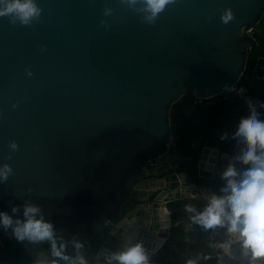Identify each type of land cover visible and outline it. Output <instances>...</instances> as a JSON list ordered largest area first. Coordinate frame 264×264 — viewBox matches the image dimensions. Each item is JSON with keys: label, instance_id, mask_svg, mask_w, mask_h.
<instances>
[{"label": "water", "instance_id": "water-1", "mask_svg": "<svg viewBox=\"0 0 264 264\" xmlns=\"http://www.w3.org/2000/svg\"><path fill=\"white\" fill-rule=\"evenodd\" d=\"M37 2L43 13L30 26L0 17V166L14 169L0 183V211L12 214L18 205L22 216L24 203H38L58 233L86 245L84 255L101 247L99 264L125 243L143 241L151 256L174 225L168 203L207 199L176 193L210 185L179 171L195 158L172 152L190 123L221 140L224 131L198 99L242 81L264 95V44L254 35L264 0H177L155 25L120 0ZM109 7L114 12L105 17ZM227 8L235 19L225 25ZM251 52L258 56L249 66ZM12 141L19 151L12 152ZM221 141L234 151L201 146L194 168L200 177L220 178L223 153L235 155L231 136ZM149 230L157 238H146ZM0 235L13 239L11 230L0 228ZM68 250L75 255L71 244ZM0 264L12 263L0 257Z\"/></svg>", "mask_w": 264, "mask_h": 264}, {"label": "clouds", "instance_id": "clouds-1", "mask_svg": "<svg viewBox=\"0 0 264 264\" xmlns=\"http://www.w3.org/2000/svg\"><path fill=\"white\" fill-rule=\"evenodd\" d=\"M177 0H120L127 9L140 16L141 21L155 25L162 13ZM114 10L105 8L104 16H111ZM43 8L37 0H0V17H10V23L30 26L39 20ZM235 19L231 8L223 9L221 20L227 25ZM106 29V20L100 21ZM31 76L33 73L28 72ZM224 90L244 96L245 89L235 85H224ZM247 114L239 118L231 133L225 131L221 140L231 136L235 145V155L221 174L224 181L218 192L208 194L202 210L186 205L185 211L191 213L190 220L204 231L222 229L227 239L221 244L218 264H225L227 257L233 264H264V101L254 102L245 97ZM258 105V107H257ZM12 152L19 151V144L12 141ZM8 159H12L10 154ZM14 174L8 163L0 166V183H7ZM28 189V192H32ZM11 204V201L9 202ZM11 213L0 211V228L11 230L13 238L19 242L33 245H47L50 259L41 252L34 264H90L83 254L86 245L64 233H58L54 222L45 218L42 207L35 202L13 206ZM69 244L75 253L69 252ZM97 253V256H100ZM106 264H152L149 251L144 243H125L120 250L105 252ZM204 256V260L210 259ZM186 264H199L189 259Z\"/></svg>", "mask_w": 264, "mask_h": 264}, {"label": "trees", "instance_id": "trees-1", "mask_svg": "<svg viewBox=\"0 0 264 264\" xmlns=\"http://www.w3.org/2000/svg\"><path fill=\"white\" fill-rule=\"evenodd\" d=\"M256 27H260L264 29V24L260 22ZM255 36L256 38L264 44V34L258 36L257 30H255ZM257 57V54L250 53L249 59H248V64H252ZM246 77V74H245ZM236 89H240L243 87L244 89L247 88V86L244 84L242 81L241 83L237 84ZM239 96L238 95H232L230 97H227L226 99H222L220 101H217L216 103L205 105L201 104L200 106L203 108V110L206 113L207 118L213 122L216 126H218L222 131H227L223 127L222 121L225 119L227 114L230 112L227 111L228 107L235 106L237 103H239L238 100ZM244 114H247V107H243ZM229 132V131H228ZM231 133V132H229ZM217 146L222 149L223 152H233L234 148L226 143L221 141L216 135L211 133L209 130L205 129L203 126L197 124V123H190L188 124L180 134L178 135L174 147L172 149L173 152L179 154V155H188V154H195L196 160L198 158L197 155V149L200 146ZM181 169H188L187 164H183ZM189 177L191 181L195 184L198 185H203V186H208L210 185V189L214 192H218L220 187L223 186L224 181L220 178H216L213 181H210L208 179L200 177L197 173L196 170L189 173ZM206 203V200H198L197 204H202ZM124 208L125 211L129 207L125 206ZM186 205H193L196 206V204H191L186 200H178V201H173L168 203L167 207L170 209L172 212V219L174 222L177 221L178 218L189 216L187 219L190 220V213H187L185 211V206ZM197 227H200L197 225ZM181 225H179L177 228L174 227L172 228V234L169 238L168 243H166L161 250L158 251L157 255L155 256V264H176L177 259H176V254H171L168 251V247L172 244H176V237H179L180 231H181ZM197 238H199V235H197ZM196 238V240H197ZM47 247V245H45ZM179 246L184 250L185 244L183 242H179ZM48 248V247H47ZM206 250H200L198 252L199 254L204 256H210L213 259V264H218L217 258L215 255L212 254V250L209 248L207 244H205L204 249ZM212 255V256H211ZM0 257H3L4 259L8 260L12 264H34L35 260L30 257L27 254V251L23 247V245L19 242H17L15 239L9 240L7 238H1L0 239ZM209 261V260H207Z\"/></svg>", "mask_w": 264, "mask_h": 264}, {"label": "rangeland", "instance_id": "rangeland-1", "mask_svg": "<svg viewBox=\"0 0 264 264\" xmlns=\"http://www.w3.org/2000/svg\"><path fill=\"white\" fill-rule=\"evenodd\" d=\"M232 95H237L236 93L232 92H226L224 93L221 97H230ZM240 98V97H239ZM214 99L216 98H212V101H214ZM241 99V98H240ZM244 115L243 112L240 113H235V114H231L228 119H225L222 121L223 127H226L225 130L232 132V130H234L236 124L239 121V118ZM231 161V159H227L224 161H220L219 165L223 166L222 168H225L227 166V164ZM224 170V169H221ZM213 192L210 188H205L202 192V195L207 197L209 193ZM186 201H188L191 204H196L195 207L198 208V210H202L205 203L202 204H197L199 197H193L190 199H185ZM203 201V200H201ZM188 215V214H187ZM185 216L183 219L184 221H182L180 224L175 223L172 226V228L174 227H178L179 225H181V231H180V235L179 237H176V244H174L172 242V244L168 247V251L172 254H176V259H177V263L176 264H186V262L189 259H194V260H198L199 264H213V259L212 257L210 259L207 260H203V255L199 254L198 252H200V250H206L205 244H207L209 246V248L212 250V254L216 256L217 258V262H218V257L220 256L221 253V243L224 242L225 239H227V237L224 235V230L222 229H217L218 233L220 234L219 236H217V239L213 240V239H208L206 237V231H204L201 227H197V225L193 224L191 221H189V219H187L189 216ZM191 215V213H190ZM211 232L213 230H210ZM197 235H199V238H197ZM197 238V240H196ZM217 240H220V242L215 243ZM169 241V239H168ZM168 241L166 243H168ZM183 242L185 244V248L184 250H182V248L179 246V242ZM165 243V244H166ZM164 244V245H165ZM163 247V246H162ZM162 249V248H161ZM158 252L152 254L151 257V261L152 264H155V256L157 255ZM202 256V259L198 257ZM212 256V255H211ZM227 258V257H226ZM228 261V264H233L232 261Z\"/></svg>", "mask_w": 264, "mask_h": 264}, {"label": "flooded vegetation", "instance_id": "flooded-vegetation-1", "mask_svg": "<svg viewBox=\"0 0 264 264\" xmlns=\"http://www.w3.org/2000/svg\"><path fill=\"white\" fill-rule=\"evenodd\" d=\"M263 24H264V18L262 19V21H261ZM255 30H257V32H258V36L260 35H263L264 34V29H262V28H260V27H256L255 28ZM254 34H255V31H254ZM258 56V55H257ZM251 65V64H250ZM249 65V66H250ZM248 78V72L246 73V79ZM246 91H245V94H244V96H242V97H240L239 95V97L241 98H238V100H239V103H237L235 106H232V107H228L227 108V111L228 112H230L229 114H227V116L225 117V119H228V117L231 115V114H235V113H240V112H243L244 113V111H243V107H246V104H245V97H250V98H252V100L254 101V102H256V101H260V100H263L264 99V95L262 94V93H260V91L259 90H253V89H251V88H249V87H247L246 89H245ZM247 109V108H246ZM245 115V114H244ZM224 119V120H225ZM201 147V146H200ZM199 147V148H200ZM199 148L197 149V153H198V150H199ZM173 152V151H172ZM173 153H175V152H173ZM179 155V154H178ZM181 156V155H180ZM183 156H191V157H193V158H195V160L194 161H190V162H188V163H185V164H187L188 165V169H181V167L179 168V171H187L188 173H190V171L191 172H193V171H195L196 169H194L195 168V166H196V156H195V154H188V155H183ZM196 173H197V171H196ZM190 176V175H189ZM190 178V177H189ZM191 180V179H190ZM124 204H126L125 206L126 207H128L129 206V204L128 203H124ZM131 206V205H130ZM128 208H130V207H128ZM109 230L110 229H108V230H106L105 231V233H104V236H106V234L109 232ZM1 238H5V237H3V236H1L0 235V239ZM8 239V238H7ZM14 239V238H13ZM10 240V239H9ZM12 240V239H11ZM29 244V243H28ZM29 245H32V244H29ZM40 251L42 250V247H44L45 249H46V253L50 256V252H49V250H48V248L45 246V245H35ZM101 246H104L103 244H101ZM101 248V247H100ZM100 248H99V251H100ZM104 249H106L105 247H104ZM25 250L27 251V254L30 256V257H32L30 254H29V252H28V250L25 248ZM108 250V249H107ZM99 251L98 250H96L95 252H93L92 250H88V252H87V254H85V256L89 259V261L91 260V259H94V260H96V262L95 263H93V264H99L100 262V259H98V256H97V253H99ZM105 257V255L102 257V258H104ZM51 258V257H50ZM49 258V259H50ZM104 261H106V259L104 258Z\"/></svg>", "mask_w": 264, "mask_h": 264}, {"label": "bare ground", "instance_id": "bare-ground-1", "mask_svg": "<svg viewBox=\"0 0 264 264\" xmlns=\"http://www.w3.org/2000/svg\"><path fill=\"white\" fill-rule=\"evenodd\" d=\"M227 156V153H223V156L221 157V160H224L225 157ZM217 171L222 174L223 170L221 169H217ZM203 189L202 188H188L186 186H181L178 190H176V193H180L181 195L184 194H189V195H194L196 196L197 194H202ZM147 191H141L139 192L140 196H144L146 195ZM193 198V197H192ZM167 208V207H166ZM168 209V208H167ZM169 210V209H168ZM170 211V210H169ZM138 218L137 217H133L132 219H127L123 222V225H128V224H134L136 222ZM149 228V226H147ZM145 234H143L142 236H144ZM146 235H148L146 238H157V234L156 233H151V230H149L148 232H146ZM143 242V241H142ZM25 244L28 246L29 249H31L34 253H35V257L37 259L38 255L42 252L40 251L35 245H29L28 242H25Z\"/></svg>", "mask_w": 264, "mask_h": 264}, {"label": "crops", "instance_id": "crops-1", "mask_svg": "<svg viewBox=\"0 0 264 264\" xmlns=\"http://www.w3.org/2000/svg\"><path fill=\"white\" fill-rule=\"evenodd\" d=\"M240 97H242V96H240ZM259 101V100H258ZM261 101H264V99L263 100H261ZM257 107H258V105H257ZM261 111H264V110H261ZM262 118H264V117H262ZM227 127V126H226ZM226 127H224L225 129H226ZM227 159H231V156H229L228 154H227V156L225 157V159L224 160H227ZM224 160H222V161H224ZM223 166H221L220 165V168L221 169H225V168H222ZM184 217H182V218H178L177 219V221L175 222V223H178V224H180L182 221H184V219H183ZM173 223H174V221H173ZM219 230V229H218ZM217 229H215V230H213L212 232L209 230V231H206V237L208 238V239H217V236H219L220 234L217 232L218 231ZM171 231H172V228H171ZM171 234H172V232L170 233V236H171ZM170 238V237H169ZM168 238V239H169ZM168 239L166 240V242L168 241ZM165 242V243H166ZM218 242H220V240H217L215 243H218ZM164 246V245H163ZM162 248V247H161ZM161 248L159 249V250H161ZM158 250V251H159ZM157 251V252H158ZM199 258V260H200V258L202 259V256H200V257H198ZM204 260V259H203ZM224 261H225V264H228V261H227V258L226 257H224Z\"/></svg>", "mask_w": 264, "mask_h": 264}, {"label": "built area", "instance_id": "built-area-1", "mask_svg": "<svg viewBox=\"0 0 264 264\" xmlns=\"http://www.w3.org/2000/svg\"><path fill=\"white\" fill-rule=\"evenodd\" d=\"M223 94L224 93L217 95V96H214V97H210V98H200V99H198V101H199V103L205 104V105L213 104V103H216L217 101H220L222 99H226V97H221ZM212 98H216V99H214V101H212ZM220 255H222V254H220Z\"/></svg>", "mask_w": 264, "mask_h": 264}]
</instances>
